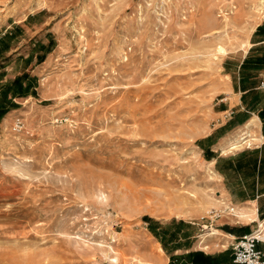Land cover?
<instances>
[{
  "label": "rangeland",
  "instance_id": "374dc122",
  "mask_svg": "<svg viewBox=\"0 0 264 264\" xmlns=\"http://www.w3.org/2000/svg\"><path fill=\"white\" fill-rule=\"evenodd\" d=\"M263 16L264 0H0V264H137L143 244L158 264L148 219L220 212L201 139Z\"/></svg>",
  "mask_w": 264,
  "mask_h": 264
},
{
  "label": "crops",
  "instance_id": "0c3cea01",
  "mask_svg": "<svg viewBox=\"0 0 264 264\" xmlns=\"http://www.w3.org/2000/svg\"><path fill=\"white\" fill-rule=\"evenodd\" d=\"M251 33L255 39L250 40L248 49L241 56L233 94L222 98L220 106L214 108L212 119L220 122L201 139L203 147L207 148L206 158L222 179L219 193L225 205L222 204V210L207 221L183 215L177 220L148 219V226L142 233L147 236L148 243L155 242L162 247L158 264H238L233 260V244L239 236L256 229L261 231L257 247L264 252V95L257 90L264 76V64L253 61L264 54V16ZM255 45H261L258 47L262 49L260 54L251 49ZM247 57L252 59L250 66L260 67L257 75L253 74V79L258 76L255 83L247 84L249 75L242 68ZM247 93L258 97L256 105L253 104L255 99L246 101ZM252 122L256 123L258 137L255 146L221 151L222 144L226 145ZM177 225H181V229ZM206 225L215 232H206Z\"/></svg>",
  "mask_w": 264,
  "mask_h": 264
},
{
  "label": "built area",
  "instance_id": "2783aa9c",
  "mask_svg": "<svg viewBox=\"0 0 264 264\" xmlns=\"http://www.w3.org/2000/svg\"><path fill=\"white\" fill-rule=\"evenodd\" d=\"M258 89L264 93V76L258 84ZM260 238L259 229L239 236L233 244L234 262L238 264H264V252L257 247Z\"/></svg>",
  "mask_w": 264,
  "mask_h": 264
},
{
  "label": "bare ground",
  "instance_id": "6f19581e",
  "mask_svg": "<svg viewBox=\"0 0 264 264\" xmlns=\"http://www.w3.org/2000/svg\"><path fill=\"white\" fill-rule=\"evenodd\" d=\"M249 127V126H248ZM227 143H231V141H228ZM104 194V193H103ZM260 231V230H259ZM260 235H261V231H260ZM143 244V243H142ZM138 247V246H137ZM147 249V246L146 245H141L139 248H137V250H136V254H135V256H134V258H133V260L135 261V262H138L139 264H154V263H152V262H148L146 259L148 258V255H150V253H147V250L145 251L144 249ZM157 249H159V250H157ZM111 251H112V253H115V251L113 250V249H111ZM150 251H153L154 253H158V251L159 252H162L163 250H162V248H157V246H156V250L155 249H153V248H150ZM156 251V252H155ZM112 253L111 254H107V253H105L104 252V254H106V256H104V257H108L109 259H110V261L112 262V264H120V262H121V260H120V255H118V254H114V255H112ZM159 254V253H158ZM153 259V258H152Z\"/></svg>",
  "mask_w": 264,
  "mask_h": 264
},
{
  "label": "trees",
  "instance_id": "16d2710c",
  "mask_svg": "<svg viewBox=\"0 0 264 264\" xmlns=\"http://www.w3.org/2000/svg\"><path fill=\"white\" fill-rule=\"evenodd\" d=\"M5 48H9V45L6 44V45L2 48V50H4ZM253 61L256 62V63H258V65H259V64H264V54L257 56L256 59L253 60ZM250 65H252V59H250V58L247 57V58L245 59L244 63H243V66H242L243 70L246 71V69H247Z\"/></svg>",
  "mask_w": 264,
  "mask_h": 264
}]
</instances>
